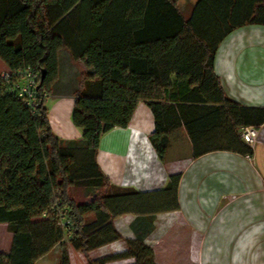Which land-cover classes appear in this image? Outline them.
Masks as SVG:
<instances>
[{
  "label": "trees",
  "instance_id": "16d2710c",
  "mask_svg": "<svg viewBox=\"0 0 264 264\" xmlns=\"http://www.w3.org/2000/svg\"><path fill=\"white\" fill-rule=\"evenodd\" d=\"M180 1L0 0V61L8 68L0 74V240L3 232L10 235L6 248L0 244V264H36L66 237L86 257L123 238L106 199L77 204L69 189H121L97 162L100 140L127 128L140 103L153 113L150 141L164 164L219 150L253 157L242 128H260L264 107L228 98L215 60L231 33L264 26V0H197L188 20ZM61 49L91 70L81 74L72 112L83 148L62 147L45 106ZM27 68L37 83L36 106L14 89V74ZM180 177L171 176L165 189L135 192L140 209L134 213L177 207ZM111 202L118 206L115 198ZM90 215L94 220L86 223ZM126 242L124 252L88 264L130 258L156 264L150 247ZM61 264L70 261L64 256Z\"/></svg>",
  "mask_w": 264,
  "mask_h": 264
},
{
  "label": "crops",
  "instance_id": "0c3cea01",
  "mask_svg": "<svg viewBox=\"0 0 264 264\" xmlns=\"http://www.w3.org/2000/svg\"><path fill=\"white\" fill-rule=\"evenodd\" d=\"M263 46L264 26H246L231 33L216 55L215 73L226 96L246 107H264ZM79 75L71 54L61 49L58 52V76L46 97L45 106L51 127L64 148L86 146L83 131L72 122ZM154 129L152 111L145 103H140L127 128H115L102 136L97 162L111 184L148 193L165 189L170 177L179 174L181 177L173 195L177 207L173 204L165 206L154 214L179 213L186 223L190 222L205 234L201 251L204 264L252 262L247 255L250 251L253 262H262V253L259 256L256 250L260 244L257 234L264 232V124L258 128L252 158L219 150L197 159L167 164L159 160L151 144ZM177 163L179 166H175ZM154 214L144 216L152 218ZM116 219L113 221L115 229L123 232L128 240L139 234L148 244L154 234L155 222L151 220L146 222V228L131 222L128 230L123 231L117 226ZM173 223L166 227L174 226ZM176 227L178 224L174 229ZM129 233L132 236H128ZM3 235L8 243L10 235L4 232ZM125 250L119 244L110 254Z\"/></svg>",
  "mask_w": 264,
  "mask_h": 264
},
{
  "label": "rangeland",
  "instance_id": "374dc122",
  "mask_svg": "<svg viewBox=\"0 0 264 264\" xmlns=\"http://www.w3.org/2000/svg\"><path fill=\"white\" fill-rule=\"evenodd\" d=\"M196 2L197 0H181L179 2L181 13L186 20L190 18ZM261 49L264 50V46L261 47ZM65 50L69 52V50ZM75 64L79 69L80 77L82 73L89 74L91 72V70L86 66V63L84 61H77L75 62ZM5 66L6 65L0 61V74L5 72ZM76 128L81 131L80 128ZM53 132L55 134V131ZM175 166H179V164L177 163L175 164ZM119 188L121 189H117L115 187L99 189L88 187H70L69 195L77 204H85L86 202L94 198V200H96L97 198L106 199L107 202H105L108 204L110 210L114 213H112L113 221L114 219H116V217H118L116 216L117 213L122 212L123 210H128L129 213L123 214L118 219H116L117 226L119 227V229H123V231L128 230L129 224L131 222L136 226H140L141 228L142 226H145L146 228L148 226L146 222H149L150 220L152 222H155L154 234L148 239L149 245L145 243L143 237L139 234L133 235L134 239H130L129 241L136 245L144 244L150 247L153 250L154 262L156 264H204V262H202L201 251L203 249V240L205 238V234H201V232H199L190 222L186 223V221L182 219L184 217H180L179 213L176 212L169 214H159L158 216L154 214L155 216H153L152 218H146L144 215L135 214L134 212L139 211L140 209L139 206L136 205V201L138 200V198L135 195V192L138 191L131 187ZM114 198L117 201L118 206L111 204V201L114 200ZM119 198H121L122 200L130 199V201L133 202L130 204L121 203V199ZM151 205L152 204H150V206ZM93 220V215L87 216L85 218L86 223L93 222ZM173 221L174 226L178 224V228L176 227L174 229V226H172L173 228L166 227L167 224H170ZM119 233L122 234L123 237L121 240L115 241V243L113 242L110 245L103 247L102 249L92 251L89 254V257H86L84 253L73 249L69 241V237H66L63 243L64 245H58L57 247H55L54 250H52L49 254L40 259L37 264H61L62 258L64 256L69 259L70 264H88L90 260H103L111 256L109 254L113 252L114 247L116 250L119 244L123 245L126 249L129 248L128 243L126 242L128 240L127 237L123 235V232ZM128 236L132 235L129 233ZM257 240L260 244L259 249H257L256 251H258L257 255L262 253L261 256L259 255L260 261L262 260V262H253V258L251 257L252 251H247L248 260H251L252 262H243V264H264V232L262 234H257ZM0 242L2 247L6 248V246H8V243H6L5 238L0 240ZM111 246L113 248H111ZM106 247H110V249L108 248V250H103ZM256 251H253V253H256ZM249 257H251V259H249ZM134 262L135 259L130 258L126 259L125 261H113L107 264H133Z\"/></svg>",
  "mask_w": 264,
  "mask_h": 264
},
{
  "label": "built area",
  "instance_id": "2783aa9c",
  "mask_svg": "<svg viewBox=\"0 0 264 264\" xmlns=\"http://www.w3.org/2000/svg\"><path fill=\"white\" fill-rule=\"evenodd\" d=\"M3 77L7 81L10 80V77L7 74H3ZM14 78L17 79L16 82H14L15 91H18L20 97H25L28 100V105L36 106L37 103L35 98V88L37 86V83L31 69L27 68L25 70L16 72L14 74ZM257 136L258 128L252 126L242 128L243 140L250 146H253V144L256 142Z\"/></svg>",
  "mask_w": 264,
  "mask_h": 264
},
{
  "label": "water",
  "instance_id": "95a60500",
  "mask_svg": "<svg viewBox=\"0 0 264 264\" xmlns=\"http://www.w3.org/2000/svg\"><path fill=\"white\" fill-rule=\"evenodd\" d=\"M45 77V72H43V75H42V78H44Z\"/></svg>",
  "mask_w": 264,
  "mask_h": 264
},
{
  "label": "bare ground",
  "instance_id": "6f19581e",
  "mask_svg": "<svg viewBox=\"0 0 264 264\" xmlns=\"http://www.w3.org/2000/svg\"><path fill=\"white\" fill-rule=\"evenodd\" d=\"M258 261H259V259H258ZM257 263V262H256Z\"/></svg>",
  "mask_w": 264,
  "mask_h": 264
}]
</instances>
